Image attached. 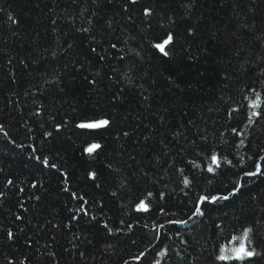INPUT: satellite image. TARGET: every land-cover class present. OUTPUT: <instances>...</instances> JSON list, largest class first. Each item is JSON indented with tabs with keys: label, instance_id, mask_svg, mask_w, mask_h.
<instances>
[{
	"label": "trees",
	"instance_id": "obj_1",
	"mask_svg": "<svg viewBox=\"0 0 264 264\" xmlns=\"http://www.w3.org/2000/svg\"><path fill=\"white\" fill-rule=\"evenodd\" d=\"M124 3L0 0V123L17 145H24L15 147L0 136V167L10 168L18 177L17 186L26 189L18 196L12 189L0 202V226L11 228L17 237L14 243L7 242L6 232L0 231V264H7L6 257H14L15 264L25 257L27 264H124L125 260L139 264L134 257L140 251L146 252L145 264H150L160 250L168 253L161 264H212L217 246L249 225L257 229L253 243L261 255L256 264H264V177L255 178L232 202L215 206L206 220L182 227L166 223L186 219L197 193L231 189L241 169L225 158L235 165L243 157L241 162L250 166L247 157L264 148V120L244 127V96L254 99V89L264 97V0H195L189 9L182 5L191 0H141L129 13L122 11ZM143 7L154 11L151 29L142 21ZM169 17L174 24L169 25ZM160 24L178 34L179 45L189 50L191 60L185 59L180 46L167 62L149 48ZM82 28L90 31H78ZM188 28L195 35L185 39ZM112 43L117 49L110 47ZM100 56L106 59L101 61ZM90 79L95 86L88 83ZM229 108L239 109L231 121ZM37 110L41 115H35ZM100 116L112 120L107 131L89 134L74 127L78 120ZM64 120L69 123L57 133L55 125ZM231 127L242 129L243 137L234 136ZM48 131L53 135L44 140L42 134ZM201 136L207 137V152L215 150L220 157L222 167L216 177L205 172L201 179L186 165L185 156L177 154L183 145L187 158H195L192 141L201 144ZM241 138L244 147L237 148ZM93 141L103 148L90 158L83 148ZM28 145L38 154H49L68 173V184L56 170L43 169L37 173L41 186L32 189L28 181L34 162L27 160ZM196 159L203 166V158ZM181 167L190 179L197 177L191 191L183 187L177 170ZM89 171L97 173L95 181L87 179ZM65 186L88 201L89 215L77 214L79 222L69 220L80 202L71 200ZM34 191L41 196L39 202L28 198ZM149 191L152 210L135 212V203ZM160 193L165 194L163 201ZM17 199L24 200L28 211ZM159 207L169 215H160ZM15 214L24 219L16 221ZM214 222L222 225L219 237ZM69 223V228L64 227ZM161 223L165 224L161 239L155 240L153 224ZM169 235L173 239L165 238ZM29 237L31 248L26 246ZM181 238L187 247L180 244ZM48 252H55L56 259Z\"/></svg>",
	"mask_w": 264,
	"mask_h": 264
},
{
	"label": "snow or ice",
	"instance_id": "obj_2",
	"mask_svg": "<svg viewBox=\"0 0 264 264\" xmlns=\"http://www.w3.org/2000/svg\"><path fill=\"white\" fill-rule=\"evenodd\" d=\"M75 3V0H73ZM141 0H125L124 5L122 6V11L125 13H129L132 11V9L135 6H138L140 4ZM93 4H96L99 6V0H92ZM108 3H113V0H108ZM195 3V0H191V3L183 4L182 7L185 9L191 8ZM95 15V13H93ZM140 15L142 18V21L145 25H147L148 29L152 28V17L154 16V11L151 7H143L140 9ZM9 19L12 20L13 24H16L17 21L13 19L12 17H9ZM129 19H132V16H129ZM169 25L174 24V20L172 17L168 18ZM89 24L92 23L91 19H89ZM56 21L53 20V24H55ZM108 27H112L111 21L108 22ZM78 31L83 32H89V28H82L78 29ZM195 35L192 28L186 29V37L185 39L193 37ZM180 37L178 34L172 30L171 27H165L164 24H160V31L158 34L154 37H152L151 40L148 41L149 48L151 50H154L155 53H158L160 57L163 58L165 62L171 61L174 59L176 55V49L179 45ZM71 47V45H69ZM112 49H117V44L112 43L110 45ZM181 47V51L186 53L185 59L191 60L192 56L191 53L187 48ZM131 51V50H130ZM92 53H96L97 49L95 47L91 48ZM136 56H140L139 52L135 53ZM119 60L123 61L125 57L123 55H120ZM99 59L101 61L105 60L106 58L104 56H100ZM227 79V77H225ZM88 83L95 86L96 81L95 80H88ZM169 83H174V81L169 80ZM178 87V85H177ZM123 91V89H121ZM252 95L254 96V99H250L247 95L244 96V99L247 101V113H246V121L247 123L244 125L246 128H251L255 122L259 120H264V97L261 96L260 92L252 90ZM144 99H148V97H144ZM239 109L237 108H229L227 111V120L231 121L234 116L233 114L238 112ZM36 116L41 115L40 111L37 110L35 112ZM69 122L67 120H64L61 124L55 125V131L59 133L63 126L67 125ZM112 125V120L108 116H100V117H91V118H84L81 120H78L74 127L78 130H80L82 133L87 132L89 134H99L104 131H107ZM231 133L234 134L236 137H243L244 133L242 129H238L237 127H231L230 129ZM29 132H31V129H29ZM181 133H177L176 135L179 136ZM53 133L51 131L44 132L42 134V137L44 140H47L49 137H51ZM124 136H128V132L123 133ZM0 136L4 138V140L7 141L8 144L14 145L15 147L23 148L24 145L20 144L17 145L14 139H11L9 137V133L5 131L3 123H0ZM221 137H224V133H220ZM145 139H148V137H145ZM200 140L202 141L201 144H197L195 140L192 141L193 144V154L195 158L188 159L186 156L187 149L184 148L183 145H181L177 149L178 155L185 156V163L187 166H190L191 169H195L197 172L200 173V178L203 179V173H208L210 177H216L218 175V170L222 167L220 157L216 153L215 150H212L211 152H207L206 150V144H207V137L201 136ZM227 142V141H225ZM163 143V141H162ZM237 148L244 147V139L241 138L239 140V143L236 144ZM28 148L30 151L27 153V160L29 162H34L32 164L33 171L31 173L32 179L28 181V184L30 187L34 190L38 189L40 185V181L37 178V173H42L43 169H53L59 172L60 177L63 178V183L65 185L68 184V173L65 171H61L56 163H53L50 159L49 154H44L43 152H39L36 148H34L32 145H28ZM103 145H101L99 142H91L87 144L83 148V154L87 155L88 157L92 158L94 156H98L100 150H102ZM165 148H167V145H165ZM165 155H168L169 153L165 151ZM196 158H203L204 164L202 166L201 163L197 162ZM243 157H240L235 165H233L231 160H227L225 158V162L228 163L230 166L238 167L241 169L240 172L237 173V178L233 182V185L231 189L225 188L223 192H217L215 194L213 193H205L200 194L197 193L195 198L191 202V207L188 209L187 218L186 219H169L167 220L168 225H177V226H186L189 221H195V220H206L210 218V213L214 210L215 206L224 203V202H232L233 198H236L240 195H243V189L252 182L255 178L264 177V148L259 149L257 152L254 153V155H249L247 157L248 161H251L250 166L246 165L245 163H242ZM173 165H169V167H172ZM181 176H182V183L183 187L185 189H188L191 191L192 187L194 186L195 182H197V177L193 175L192 179H190L188 176L184 175L185 169L183 167L177 169ZM18 177L12 172V170L5 169L4 167H0V202H3L9 192H11L12 189H16V192L13 193L14 196H18L19 194L25 193L26 189L25 187H18L16 184ZM87 179L95 181L97 179V173L95 171H89L87 173ZM211 183V180L208 181ZM96 187H100L99 184H96ZM64 192L70 193V198L73 201H79L77 207L72 209V215L69 217V220H77V214H81L82 216H88V210L86 208V205L88 204V201L85 199L83 195H79L75 191H70V188L65 186L63 188ZM188 193H185L187 195ZM112 195H116L115 192L112 193ZM153 196V193L151 191L148 192L147 197L144 199H139L137 203L134 205V211L140 214L149 213L152 208L150 206L151 198ZM29 199H34L35 201L39 202L41 200V196L37 195L36 192H32L28 196ZM159 199L163 201L165 199V194L160 193ZM251 199H255V196H252ZM17 203L19 206L24 210L28 211V208L25 207L24 200L23 199H17ZM212 206V207H209ZM158 212L160 215H169L168 212L163 207L158 208ZM172 216H175L176 213H171ZM24 217L19 214H15V220L16 221H22ZM77 222H79L77 220ZM48 223L52 224V227L58 228L59 225L52 223V221H48ZM123 223V221L121 222ZM71 225L65 224L64 227L69 228ZM105 229L108 230L109 235H113V231L111 228L108 227L107 224L103 226ZM144 227H148L145 225ZM165 227V224H153L152 230L154 231V236L152 237L155 240L161 239V229ZM133 228L132 224L127 225V229L131 231ZM214 228L217 230H220L219 232L215 233L218 237L222 234L223 228L222 225L219 223L214 222ZM256 226L249 225L242 228V231L237 235H231V237L227 240L226 244H219L216 249V254L213 257L212 264H256L255 258L260 256L261 254L257 252L256 247L253 243V237L256 234ZM0 231L6 232V241L10 243H14L16 241V235L13 232L11 228L4 229L2 226H0ZM20 232H23L24 229L20 228ZM119 231V230H117ZM176 237H180V231L178 229L175 230ZM166 239H173L172 236H166ZM133 243H136L135 240H133ZM180 244L185 245L187 247V241L184 239H180ZM26 246L28 248L32 247L31 238L29 237L26 240ZM67 251V249H66ZM47 255L52 258V260L56 259V253L55 252H48ZM168 253L167 250H160L157 251L150 262V264H161V260L165 257H167ZM81 258L84 257V253H80ZM177 256L181 260L184 259L183 256H180L179 253H177ZM7 260V264H15V258H5ZM134 259L139 262V264H145L147 261V255L145 251H140L137 255H135ZM19 264H27V257L24 259H21L19 261ZM124 264H129L127 260L124 261Z\"/></svg>",
	"mask_w": 264,
	"mask_h": 264
}]
</instances>
